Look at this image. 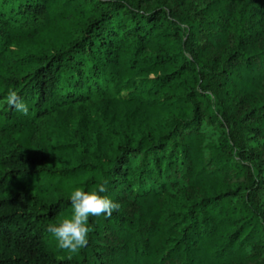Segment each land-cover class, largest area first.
<instances>
[{
  "label": "trees",
  "instance_id": "obj_1",
  "mask_svg": "<svg viewBox=\"0 0 264 264\" xmlns=\"http://www.w3.org/2000/svg\"><path fill=\"white\" fill-rule=\"evenodd\" d=\"M105 181L120 210L60 250ZM0 264H264V0H0Z\"/></svg>",
  "mask_w": 264,
  "mask_h": 264
},
{
  "label": "clouds",
  "instance_id": "obj_2",
  "mask_svg": "<svg viewBox=\"0 0 264 264\" xmlns=\"http://www.w3.org/2000/svg\"><path fill=\"white\" fill-rule=\"evenodd\" d=\"M5 102L16 112L28 115L27 104L15 90H9ZM106 183L105 181L91 191L76 187L69 196L72 206L71 215L60 219L58 223L48 225L47 230L56 238L60 250L69 254L78 253L89 243V235L93 230L89 224L90 217L101 215L111 217L113 212L120 210V203L104 195ZM69 259H71V255H69Z\"/></svg>",
  "mask_w": 264,
  "mask_h": 264
},
{
  "label": "rangeland",
  "instance_id": "obj_3",
  "mask_svg": "<svg viewBox=\"0 0 264 264\" xmlns=\"http://www.w3.org/2000/svg\"><path fill=\"white\" fill-rule=\"evenodd\" d=\"M124 93V92H122ZM98 103L96 101L87 102L82 105H77L73 108L72 112L67 116V125L69 128L68 138L70 144L78 142L81 135L91 137L90 126L93 125V121L98 122L97 126L103 127L104 121L102 118L97 119L98 116ZM41 155L38 156L41 163L52 162V164L58 165L63 162L65 158L59 156V154L53 152L47 144L41 147Z\"/></svg>",
  "mask_w": 264,
  "mask_h": 264
}]
</instances>
